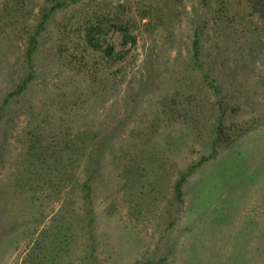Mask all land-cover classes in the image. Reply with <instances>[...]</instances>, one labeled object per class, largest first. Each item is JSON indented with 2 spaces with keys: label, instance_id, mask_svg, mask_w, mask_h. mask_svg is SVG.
<instances>
[{
  "label": "rangeland",
  "instance_id": "374dc122",
  "mask_svg": "<svg viewBox=\"0 0 264 264\" xmlns=\"http://www.w3.org/2000/svg\"><path fill=\"white\" fill-rule=\"evenodd\" d=\"M65 1L4 105L46 3L0 0V264H264V10ZM113 23L118 63L83 34Z\"/></svg>",
  "mask_w": 264,
  "mask_h": 264
},
{
  "label": "trees",
  "instance_id": "16d2710c",
  "mask_svg": "<svg viewBox=\"0 0 264 264\" xmlns=\"http://www.w3.org/2000/svg\"><path fill=\"white\" fill-rule=\"evenodd\" d=\"M70 2H74L75 0H69ZM215 0H199V4H202L203 6H210L211 2ZM220 3H225V4H231V2H234V0H219ZM243 4L242 8L240 9L241 11H245L248 8L253 11V13L257 12L260 15H262L263 10H264V0H240ZM46 5L43 6L40 10L39 18L37 23L35 24L34 30L31 35L28 36L26 40V47L25 51L23 54V63L26 68V75L20 80L19 84L17 87L14 89L13 92H10L9 94H6L3 97L2 104L8 105L10 103L11 98L14 96H17L21 92H23L28 83H30L33 80V69H32V55L36 51L37 44H38V37L40 34L44 31L48 20L51 18V16L59 9L65 7L66 1L65 0H45ZM228 11V9H227ZM117 12L119 14L123 13V8L122 6L117 7ZM251 15V14H250ZM264 24V20L262 22ZM111 28L114 30V32L118 33L120 36V41L123 46L128 44V47L126 50H115L113 48V45L107 41V38L105 37V33L101 35L102 33H99L100 30L98 28H94L93 26L89 25L85 30L83 31L84 34V41L86 45L94 52L102 54V56L108 60L111 63H118L123 60L125 55L128 53V51L132 48L135 47L136 40L135 36L132 35L127 26L124 24H117L113 23L111 25ZM202 31L199 27H196L194 32H193V41L191 42V50H192V56L193 58L190 59V63H199L200 65L201 62L197 60V55L198 51L201 47L200 44V35ZM253 34L251 33L248 41H244L243 49L242 52L244 53L245 51L248 52L250 47L253 45V41H250L252 39ZM246 39L245 37H243ZM246 47L249 48L246 50ZM201 68V67H200ZM222 110V108H221ZM220 130V120L217 121L216 125V134L218 135ZM202 162L199 161L196 164H191L187 170L186 173H190L197 165H199ZM185 174L182 175L179 180H177L173 186V193L175 197L179 200L181 196V186L183 184ZM81 192L84 198H86L89 194V188L88 185L85 183L82 184L81 186Z\"/></svg>",
  "mask_w": 264,
  "mask_h": 264
}]
</instances>
